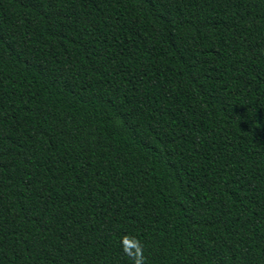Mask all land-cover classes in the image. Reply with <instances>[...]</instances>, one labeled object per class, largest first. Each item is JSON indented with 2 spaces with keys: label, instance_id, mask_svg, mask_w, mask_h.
I'll return each instance as SVG.
<instances>
[{
  "label": "trees",
  "instance_id": "trees-1",
  "mask_svg": "<svg viewBox=\"0 0 264 264\" xmlns=\"http://www.w3.org/2000/svg\"><path fill=\"white\" fill-rule=\"evenodd\" d=\"M264 264V0H0V264Z\"/></svg>",
  "mask_w": 264,
  "mask_h": 264
},
{
  "label": "clouds",
  "instance_id": "clouds-1",
  "mask_svg": "<svg viewBox=\"0 0 264 264\" xmlns=\"http://www.w3.org/2000/svg\"><path fill=\"white\" fill-rule=\"evenodd\" d=\"M119 243L122 252L132 260V264H146L144 246L138 237L126 234L120 238Z\"/></svg>",
  "mask_w": 264,
  "mask_h": 264
}]
</instances>
